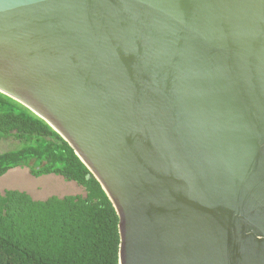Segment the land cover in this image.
I'll return each mask as SVG.
<instances>
[{
    "label": "water",
    "instance_id": "1",
    "mask_svg": "<svg viewBox=\"0 0 264 264\" xmlns=\"http://www.w3.org/2000/svg\"><path fill=\"white\" fill-rule=\"evenodd\" d=\"M0 94L100 184L119 264H264V0H0Z\"/></svg>",
    "mask_w": 264,
    "mask_h": 264
},
{
    "label": "trees",
    "instance_id": "2",
    "mask_svg": "<svg viewBox=\"0 0 264 264\" xmlns=\"http://www.w3.org/2000/svg\"><path fill=\"white\" fill-rule=\"evenodd\" d=\"M21 148L0 155V177L27 169L54 176L84 194L33 200L0 193V264H119V219L100 184L73 149L45 122L0 94V141Z\"/></svg>",
    "mask_w": 264,
    "mask_h": 264
},
{
    "label": "rangeland",
    "instance_id": "3",
    "mask_svg": "<svg viewBox=\"0 0 264 264\" xmlns=\"http://www.w3.org/2000/svg\"><path fill=\"white\" fill-rule=\"evenodd\" d=\"M21 147V143L14 140L0 141V155L17 151ZM9 190L24 192L37 201H43L49 197L62 198L84 194L76 184L65 183L59 177L32 178L27 169L20 175L17 174V170H11L0 177V193Z\"/></svg>",
    "mask_w": 264,
    "mask_h": 264
},
{
    "label": "crops",
    "instance_id": "4",
    "mask_svg": "<svg viewBox=\"0 0 264 264\" xmlns=\"http://www.w3.org/2000/svg\"><path fill=\"white\" fill-rule=\"evenodd\" d=\"M15 170H17V174L20 175V174H22V172H24L25 169H23V171H20L21 169H15ZM48 177H50V176H48Z\"/></svg>",
    "mask_w": 264,
    "mask_h": 264
}]
</instances>
